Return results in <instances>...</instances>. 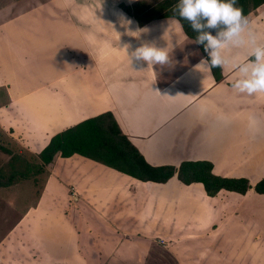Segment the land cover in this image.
Instances as JSON below:
<instances>
[{"label":"rangeland","instance_id":"obj_1","mask_svg":"<svg viewBox=\"0 0 264 264\" xmlns=\"http://www.w3.org/2000/svg\"><path fill=\"white\" fill-rule=\"evenodd\" d=\"M157 1L159 0H0V144L33 158L48 139L47 134L46 138L44 137L45 132L51 135L58 129L88 118L87 114L93 116L92 110L89 111V109L94 108V101H102L104 107H113L108 110L117 112L122 124L124 120L133 124L137 122L146 123V128L153 130L151 136L148 135L150 136L149 142L138 144V139L134 141L152 164L166 161L165 158L168 152H166L164 159L157 160L155 150L157 148L164 149L162 146H169V141L174 136L183 137L188 135L189 131H197L201 133H192V139L198 140L203 137L204 144L210 143L215 138L214 129L210 128L215 122V117L225 125L228 123V128H226L224 134L228 135L227 132L230 131L236 132L233 136L234 139L230 142L229 137H225L228 144H233L234 150H237V148L240 150L245 149V151H236L241 157L244 156L246 159L252 157L253 146L249 143L253 138V133L250 124L251 122H264V93L249 95L227 86H232L233 82L240 78L237 65L242 66L255 59L254 56L250 55L252 47L248 43V32L251 31L257 36L256 45L264 46V7H260L247 17L249 23L245 25L244 42L238 46L233 42H229L228 47L222 50L221 54L225 58V65L222 68V80L225 83L223 84L224 90L234 93L241 109L235 114L232 110H229L228 113L229 108H224L222 110L225 112L224 114H217L212 109V104H210L212 112L209 113L206 103L203 107L198 103H170L168 107H158L153 100L143 97L140 83L132 82L141 75L146 74L142 70V65H139V62L135 60L132 61L129 56L127 59L130 62L117 55L114 57L113 51L111 52L109 48L101 46L100 43L105 42L115 43L118 46L122 39L119 34H127L128 38L136 34L133 32L136 30L135 27L133 28V15L126 12L122 5H128L136 19L137 14H140L146 5L155 4ZM118 11H123L126 16L123 12L119 14ZM49 13L53 16V19L48 16ZM126 19H128L127 22ZM26 27H32V30L29 31L31 33L21 37L19 32ZM56 28H58V35L55 33ZM46 29L52 31V34L48 36L50 38L48 41L44 39L43 34ZM105 29H110L111 34L107 32L109 30L105 31ZM67 32H69L68 38H72L67 39V42L74 45L75 54L71 50V52H68L69 48L65 45H57L59 42L55 38L58 36L66 39ZM83 36L86 38V45L89 48H95L102 53H97L96 50L93 52L92 50L90 55L88 50L90 60H92L89 65L90 68H88H95L97 73L91 72L89 76H86L88 77L86 79H90L89 82L74 83L76 84L75 89L78 91V95H82L79 98L80 101H83L85 96L84 89L87 91L86 93L94 91L97 97L86 98L85 102L87 104L81 106L79 114L75 111L76 115H73L72 110L75 109L73 106L75 99H72L69 91L72 85V92H76L73 88V74L79 71L87 74V69L75 68L72 71L68 70L71 67L69 61L72 60L69 57L73 54L75 55L73 61H77V51L81 52L80 45L84 43ZM187 41L195 43L189 38H187ZM234 45L241 49V57L238 56L235 59L230 55L237 56L238 49H235ZM63 51H65L64 55L61 54ZM109 51L111 52L110 58H104V54L108 55ZM197 52L196 55L201 56L203 54L199 49ZM94 53L99 54L96 55L101 58H95ZM33 54L36 56H31ZM196 55L193 56V63L197 60ZM83 57L80 55L81 59ZM188 60H192V57ZM202 73H204L203 76H206L208 82L207 89H203L204 94L206 93V100L211 102L216 98H220L219 96L223 95V89L217 93V89L212 87L214 81L210 69L206 68L202 70ZM197 79V76L187 77V82L195 87L205 85L198 84ZM82 83H90L89 90H87L85 84L81 85ZM124 83H126L127 88L132 85L137 86V88L134 91L127 90V93L124 90ZM187 87H190L191 93L199 90L198 88L194 91L190 85H187ZM226 100H229L228 97ZM200 102L204 103L203 101ZM134 103L136 104L135 108L133 107ZM230 104L236 106L237 102H230ZM95 108L103 107L95 106ZM61 112L65 113L61 114ZM202 117H206L205 123L208 124V130L198 128L199 125L205 124ZM232 123L235 125L233 128L230 127ZM243 123H245V126H243ZM189 126L192 129H189ZM43 129L45 132L39 131ZM201 134L203 136L199 137ZM188 139L189 136H187ZM40 143L41 146H38ZM228 144H225V146L230 150ZM178 149H180L177 150L179 153L182 147L178 146ZM8 157L9 155L0 148V161H6ZM185 157H187L185 153L179 155V158H183L182 160L189 159ZM67 159L55 158L54 164L47 167L49 170L47 172L50 174L49 179L45 180L46 174L44 173L38 176L36 180L34 178L28 179L19 181L9 187L0 188V239L16 229V224H19L23 213L27 212L32 203L38 205L36 211L33 210L30 215L28 213L31 219L28 218L33 221V227L29 229V220H25V224L14 231L11 238L12 244L8 250L12 254L15 252L20 253L23 250L28 257L26 264L35 261L38 263L42 261L43 264L56 263L54 258L47 262L44 246H40L41 243L37 246L36 244L39 243L40 239H51L55 234L53 219L51 220L50 217L58 216L62 210V212H69L73 219L75 211H79V207H81L80 203L73 197L71 202L66 195L63 196L62 201L58 202L54 199L57 192L62 188L61 182L63 186L68 187L71 196L76 189L79 194L97 192L105 183L120 187L114 179L115 170L101 165L108 172L104 175V178L97 179V183L100 182L98 186H93L91 175L78 171L79 169L75 170L77 168L75 165L78 162L77 159H81V161H84L82 168L86 167L87 173H91L92 170H96L94 166L101 167L100 164L81 156L71 158V161ZM118 175L122 177V182L127 180L132 183L131 187L128 188L129 190L138 191L137 188L140 189L143 185H155L150 182H141L126 175ZM51 176L57 177L58 181L51 178ZM42 186L46 188L45 192V188L40 189ZM157 186L163 187L156 184ZM194 187L200 189L197 192L198 194L206 197L201 184L198 183ZM162 189L159 190V195L155 194V201L160 213L159 219L141 220L138 224L132 225L127 234L124 232V224L126 218L129 217L130 209L126 208V203L123 202V194L120 188L115 192L114 197V199L117 198L116 212L121 215L119 218L111 220L107 216L96 215L94 218L91 216L89 226H86V220L76 221V224H82L80 227L82 230H88L91 233L92 239L88 245L90 249L91 245L95 249L92 255L93 258H85V264H197V260L201 261L202 264H264V251L255 249L253 250L254 253L250 255H243L240 252L242 251L240 249L241 242L233 236L235 231L233 235L231 233L233 225L224 227L225 235L218 237V240H215V236L212 238H197L190 235L196 231L199 232V228L196 222L189 220V215H187L188 203L183 204L181 199L172 201L173 197L177 196L174 191L169 190L168 193H164ZM95 194L96 202L103 198V193ZM224 195H229L232 198V195L235 194L227 192ZM254 200H257L255 201V207L250 208ZM132 201L133 204L137 203L134 198ZM173 206L175 211L167 216L169 214L167 213L168 209L171 210ZM148 207L150 208V203H148ZM229 212L230 209L226 206L219 219L222 220L227 216V221H231L230 214L227 215ZM248 212L255 213V220L262 223V215L264 214L263 195L255 194L252 200L239 206L237 215L240 218L234 216L233 220L242 219ZM163 214L166 216H163ZM214 217V222H218V217L216 215ZM41 223H46L44 229V224ZM211 224L210 222L208 225ZM236 227L238 225H235ZM108 228H112L115 232L113 242L110 243L109 241L107 246L101 239L105 233H110L107 230ZM205 228L200 226V230ZM261 238L264 239V237ZM53 243L51 240L47 242L46 248L55 250ZM6 244L5 240H1L0 250H5L8 247ZM85 248L89 250L86 244ZM109 250H113V257H110L113 258L112 261H109L108 257L104 258L102 256L107 254ZM194 259L196 261L193 263ZM94 260L97 263L93 262ZM1 261L2 264H6L4 259H1ZM15 264L24 263L22 259L17 258Z\"/></svg>","mask_w":264,"mask_h":264},{"label":"crops","instance_id":"obj_2","mask_svg":"<svg viewBox=\"0 0 264 264\" xmlns=\"http://www.w3.org/2000/svg\"><path fill=\"white\" fill-rule=\"evenodd\" d=\"M261 7H264V6H261ZM258 9H260V7ZM258 9H256V10H258ZM255 11H253V12H255ZM122 12L123 11H118L119 14H122ZM123 14H125V16H126V13L123 12ZM250 15H251V13L247 17H249ZM48 16L53 19V16H51L50 13ZM128 17H131V16H128ZM132 18L134 19L133 28L135 27V29H136L133 31L134 34L136 33L135 35H131V37L128 38L127 34L126 35L125 34H119V37L122 38L123 40L121 39V43L118 46L115 43L112 44L109 42L100 43V44L103 47L109 48V50L111 52L113 51L114 57H115V55H117L118 57L126 59L127 62H130L127 59L128 54L130 55L131 52L135 50V48L139 47L143 43L154 41L158 47H161V48L168 47V51L170 53L169 54L170 59H169V62L167 64H164V65L157 64V65H153V66L148 67L147 62L139 61V65H142V70L146 74L141 75L138 79H136L132 82L140 83V88L143 92L144 98H146V99L150 98L151 100H153L155 105H157L158 107H163V108L168 107V105L170 103H172V104L173 103H180V104H182V103H184V104L198 103L202 107L206 103V105L208 106L207 110L209 113L212 112L210 110L211 109L210 104H212V109L215 110L217 112V114L218 113L224 114L225 112L222 111L224 108H229L228 113L230 112L229 110H232L233 112H235V114H236V112H238L241 109V107L239 106L240 103L236 100L234 93L224 90V88H225L223 85V84H225L224 81L222 80L220 82H217L214 75H213L212 69H210L207 65L199 66L201 63V60L208 61V59H206V57L203 54L202 55L204 58L202 57V55L201 56L196 55L198 53L197 51H198L199 47L197 46L196 43H192V42L187 41V38H189V37L184 32L180 22L176 18H164V19L154 20V21H151V22H149L145 25H142V26L138 23V21H136L137 19H135L134 16ZM127 20L128 19H126V22H127ZM31 30H32V27H26L23 29V31H21L19 33L22 37L27 33H31V32H29ZM55 30H56L55 33L58 35V28H56ZM107 30H109V31H107ZM138 30H145V31L137 33ZM105 31L110 32L109 34H111V32H112L110 29H105ZM69 32L66 33V39H63V38L58 37V36L55 39L59 42V44H57V45L60 46L61 44H63V46L65 45V47L69 48L68 52L72 51V52H74L73 54H75L76 49H75L74 45L70 42H67V39H72V38H68ZM43 34H44V39H47V41H48V39H50L48 36L50 34H52V31H49L48 29H46L45 31H43ZM112 34H114V33H112ZM132 38H134V39H132ZM189 39H191V38H189ZM192 41H194V40H192ZM83 42L84 43L82 45H80L81 52L77 51V56H76L77 61H73L75 55H73L72 53H71L72 55L69 57V59H72V60L69 61V65L71 67L69 66L70 68L68 70L72 71L75 68L87 69V74L86 73L83 74V73H81V71L73 74L72 81H73V86H74L73 88L74 89H75V85H76L74 83L89 82L90 79H86V78H88L86 76H89L91 72L97 73V70L95 72V68L89 69L90 68L89 65L92 62V60H90L91 51L93 50V52H94L96 49L95 48H89L88 45H86V38L84 36H83ZM249 45H251V47H253L252 44H249ZM234 48L238 49V47H236L235 45H234ZM88 50L90 52V55H89ZM240 50L241 49H238L237 56H234L233 54H230V55L233 56L234 59L237 58L238 56L241 57ZM96 51H97V53H102L99 50H96ZM110 51L108 52L109 53L108 55H106V53L105 54L103 53L105 55L104 58H106V57L110 58V56H111ZM97 53H94L95 54L94 57L95 58H101L100 56H97V55H99ZM61 54L64 55L65 51H63ZM68 55H70V54H68ZM80 55L84 56L83 59L80 58ZM194 55H196V57H197L196 58L197 63L196 62L193 63V59H194L193 56ZM31 56H36V55L33 54ZM39 57H41V56H39ZM191 57H192V60H188V58H191ZM72 67H73V69H72ZM206 68H209L211 71V74H212V78L214 81V83H212L213 84L212 87H215L217 89V93L219 92V90L223 89V95L219 96L220 98H216V99L212 100L211 102L206 100V98H205L206 93L204 94V92H203V89H207V87H208L207 78H206V76H203L204 73H202V70H205ZM118 76H119V74L117 75V78H118ZM191 76H197V78H198L196 80L197 83L198 84H205V85L201 86V87H195V86L189 84L187 82V77H191ZM83 84H85L87 86V90H89L88 88L90 86V83H82L81 85H83ZM187 85L192 86L194 91L199 88L198 92L191 93V89H190V87H187ZM209 85H211V84H209ZM227 87L232 88V86H230V85H228ZM136 88H137V86H135V85H132V86L127 88L126 83H124V90L127 93H128V91H134ZM7 91H9V90H7ZM69 91L71 92L72 99L73 100L75 99L73 106L75 107V109L77 108V110H75V109L72 110L73 115H76L75 111L79 114L81 111V109H80L81 106H84L85 104H87V102H85L86 98L89 99L92 96L97 97V95L94 91H90V93L89 92L86 93L87 91L84 89V92H85L84 93L85 96L83 98V101L85 102L84 103L83 101L79 100L80 96H82V95L81 94L78 95L77 94L78 91H76V89H75L76 92H74V91L72 92V85H71ZM128 96H129V94H128ZM199 97H201V98L199 99ZM227 97L229 100H226ZM195 98H197V99H195ZM200 101H203L204 103H202ZM235 101L237 102V105L232 106L230 104V102L233 103ZM252 101L254 102V100H252ZM94 102H95V106H100L103 108H99L100 109L99 110V109H96L94 106L93 109H89V111L92 110L93 116H96V115L101 114L103 112L111 111L108 109L113 108L111 106L104 107L103 106L104 102H102V101H94ZM135 105L136 104L134 103L133 104L134 108L136 107ZM111 112H113V114H114L115 118L117 119L119 125L129 135V137L133 140V142L137 139L139 141L138 144H145V143L150 141V136H151L153 130L147 129L146 123H138L137 122V123L133 124V123H127V120H124V122L122 124V122L119 118V114H117V112H114V111H111ZM64 113L65 112H61V114H64ZM263 114H264V112H263ZM87 116H88V118H89V116L92 117V115H89V114H87ZM219 116H221V115H219ZM246 117L248 118L247 115H246ZM205 118L206 117H202L204 123H205ZM216 118L217 117H215V122L212 124V127H210L212 129H214V132H215V134H214L215 138L210 143L204 144L203 143V141H204L203 137L198 139V140L192 139L191 138L192 133H195V134L201 133V132H197V131H195V132L189 131V134L186 136H183V137L182 136H174V138L170 139L169 146H162L164 149L157 148L155 150L156 155H157L156 159L161 160L167 156L165 158L166 161L164 163H157V164H153V165L173 164V165L179 166L181 164V162L186 161V160H182L183 158H179V155H181L182 153L183 154L185 153V155L187 156L185 158H189L187 160H210L214 163L213 171L217 175L228 176V177H237V178L238 177L248 178L250 180V184L252 187L247 191L246 194H239V193L231 192L228 190H221L216 196H209L205 190L203 183L195 182L192 184H184L183 182H181L178 179L177 175L172 177L166 183H156V182L147 181V182H150L151 184H155V185H148V186L143 185L142 188H140V189L137 188L138 191L129 190L128 188L131 187L132 183L130 181H127V180L122 182V180H121L122 177H120L118 174H121L122 176L126 175L128 177L133 178V179H136V178L129 176L127 174L121 173V172L116 171V170L114 171V172H116V173H114L115 174L114 179L116 180V183H118L120 185V187H114L111 184L105 183L103 185V187L99 188V190L97 192L93 191V193H90V194H82V193L79 194L78 190L76 189L75 190L76 193L75 194L72 193V196H71V193L69 192L68 187L63 186L62 182H61L62 188L57 192L56 196L54 195L55 197L53 196L54 199L59 202V201H62L63 196L66 195L70 199V202H71V199L73 197L74 199H76L78 201V203H80L81 207H79V211L78 210L75 211V217L73 219L71 218L69 212H62V210L59 212L58 216H56L54 218L50 217L51 220L53 219L55 234L52 236L51 239H48V238H45V240L40 239L39 243L36 244V246H37L41 243L40 246H42V245L44 246V248L46 250V252H44L45 256L47 258L46 261L50 262V260L52 258H54L55 262H56L55 264H85L86 263L85 258H93L92 255L95 252L94 246L91 245L92 247L90 249L89 245H88V243H90V240L92 239V235H91V233H89L88 230L87 231L82 230L80 228L82 226V224H76V221L86 220V226H89V220L91 219V216L93 218L96 215L101 216V217L107 216L111 220L112 219L115 220V219L119 218L121 215L116 212V207L118 206L117 198L114 199L115 192L119 188L123 194L122 198H123V202L126 203V208L130 209L129 217L126 218V222L124 224L125 234H127L130 231L132 225L138 224L139 221H141V220L144 221V220H149V219L150 220L151 219H159L160 213L158 211L157 203L155 201V194L159 195V190L162 188H165V189H162L164 191V193H168L169 190H173L174 194L177 195L176 197H173L172 201L181 199L183 204L186 202L188 203L187 205L189 207L187 208V215H189V220L191 222H196L198 224V228H199L198 229L199 232L196 231L195 233L190 234V235L197 237V238H205V237L212 238L215 236V240H218L221 235H223V236L225 235V228L224 227L229 226V225H231V226L233 225L231 233L233 235V232L235 231V234L233 236H235L241 242L240 243L241 244L240 249H242V251H240V252L243 255L253 254L254 253L253 250H255V249H257L259 251H264V239L261 238V237H264V235H263L264 234L263 233V231H264V214L262 215V219H263L262 223L255 220L256 215H255V213H252V212H248L246 214V216H244L240 220H238V219L233 220L234 216H236V218H240V216L237 215V208L239 206H241V205L245 204L246 202L252 200L253 196L255 194H260V193H257L255 191V185L261 178L264 177V122H262V123L251 122V124H250V126H251L250 128H251L252 133H253L252 134L253 138L249 143L250 145L253 146L252 151H251L252 157H249V159H246L244 156L241 157V155L236 152L237 150L245 151V149L240 150L239 148H237V150L236 149L234 150L233 149L234 147H232L233 144H228V140H227V138H225V137H229V142H230L231 140L234 139L233 136L236 132L230 131V132H227L228 135L224 134L226 128H228V123H226V125H225V123L219 122V120H217ZM69 119H70V117H69ZM83 120H85V119H83ZM83 120L81 119L79 121H76L73 124H70V125H67L61 129H58L55 133H52L51 135H49V133H46L44 129L39 130V131L45 132V136H44L45 138H46V134L48 136V139H47L45 145L42 146V148L48 144L50 138L54 134H56L57 132L65 129L69 126L77 124ZM245 123H243V126H245ZM234 126L235 125L232 123V125L230 127L233 128ZM198 128L201 130H208L209 129L208 124H206V123L199 125ZM189 129H192V127L189 126ZM186 131H187V129H186ZM202 134L199 137L203 136ZM148 135H150V136H148ZM146 136H148V137H146ZM187 136H189L188 140H187ZM211 136H212V134H211ZM225 144H228L230 146V150L226 148ZM38 146H41V143L38 144ZM178 146H180V148L182 147V150L179 153L177 152V150H180V149H178ZM42 148H41V150H42ZM231 149H233V150H231ZM261 149H263V150L261 151ZM185 150H187V152H185ZM166 152H168L167 155H166ZM38 153H36V154H38ZM77 156H80V155H74L72 157H69L67 160L71 161V158H74ZM81 157H83V156H81ZM145 157L147 158L146 155H145ZM240 157H241V159H240ZM83 158H86V157H83ZM86 159H89V158H86ZM77 160H78V162L75 165V166H77V168L75 170L79 169L78 171H83L87 175H91V180L93 181L92 185L98 186L100 182L97 183V179H99L101 177L104 178V175L108 172L107 169H105L104 167H107V166H104V165L99 163L100 166L102 165L104 167L101 166L102 167L101 168L99 166H94L96 168V170H92L91 173H89V172L87 173L86 167L82 168L84 161H81V159H77ZM55 161L56 160H54V162ZM54 162L51 165H53ZM107 168H109V167H107ZM47 171H49V170L46 169L45 180L49 179V175H50V174H48ZM93 174H95V175L92 176ZM51 178H54L55 180H57V177L51 176ZM136 180H138V179H136ZM139 181H141V180H139ZM141 182H144V181H141ZM198 183L203 186L206 197H202L200 194L197 193L200 189H198L194 186L197 185ZM156 184L161 185L163 187H159V186L156 187ZM46 185H47V183L45 184V186ZM89 185H90V182H89ZM43 186L40 188L41 190H43L45 188V187L43 188ZM45 190H46V188L44 189V192H45ZM227 192L231 193V194H235V195H232V198H230L229 195H224V194H227ZM95 193H98V194L103 193V195H102L103 198L97 200V202H96V194ZM187 193H189V194H187ZM79 195H80V197H78ZM92 195H94V196H92ZM260 195H263V194H260ZM133 198L137 201V203L133 204V201H132ZM114 201H115V203H114ZM255 201H257V200H254L252 202L250 208L255 207ZM148 203H150V208L148 207ZM31 205L32 206H30V208L27 210V212H25V214L23 213L22 218H20L22 220H20L19 224L18 223L16 224V229L19 228L22 224H25V222L27 220H29V229H31L33 227V221L30 220L31 218L29 217V215H30V212H33V210L36 211L38 205L35 203H32ZM225 205L227 206L228 209H230V212L227 215L230 214L231 221H227V216H225L222 220L219 219L223 213V210L226 208ZM136 210H137V213H136ZM174 211H175L174 206L171 208V210L168 209L167 213H169V214H167V216H170V213L172 214ZM28 213H29V215H28ZM40 215H41V212H40ZM215 215L218 217V220H217L218 222H214V220H215L214 216ZM163 216H166V215L163 214ZM40 220H41V218H40ZM105 221L107 222V220H105ZM36 222H38V221L36 220ZM46 222H48V221H46ZM210 222L212 224L209 226L208 224ZM39 223H40V221H39ZM41 224H44V227H43V229H44L46 227V223H41ZM78 225H80V226H78ZM235 225H238V227L235 228ZM200 226L206 227V228L203 230H200ZM239 226H241V228H239ZM259 227H261V228H259ZM112 228H114V227H112ZM112 228H108L107 230H109L110 233H105L101 239L102 242H105L107 246H108L109 241L111 243L114 240V232L115 231ZM14 231L10 234L7 233L8 237L6 236V237H2L0 239V241L5 240V242L7 243L6 246L8 245V247H6L5 250H3V249L0 250V264H2L1 259H4L6 264H15V260L17 258L22 259L24 264H26L28 262L27 261L28 257L26 256V254L23 250L20 253L15 252L13 254L8 252L9 247L12 244L11 238H12ZM50 240L52 242H54L53 244H54L55 250H48V248H46V243L50 242ZM241 240H243L244 242ZM202 243H204V242H202ZM85 244L89 248V250H86ZM240 252H238V254H240ZM102 256L104 258L108 257V260L112 261L113 258L111 259L110 257H113V250H109V252L107 254L102 255ZM94 258H97V257H94ZM195 261H196V259L193 260V263ZM93 262H96V261L94 260ZM196 262H197V264H202V262L199 260H197ZM31 264H43V262L41 261L38 263L37 261H35L34 263H31Z\"/></svg>","mask_w":264,"mask_h":264},{"label":"trees","instance_id":"obj_3","mask_svg":"<svg viewBox=\"0 0 264 264\" xmlns=\"http://www.w3.org/2000/svg\"><path fill=\"white\" fill-rule=\"evenodd\" d=\"M178 0H159L155 4L146 5L137 14L136 19L142 26L151 21L176 18L184 32L196 43L197 33L187 21L174 15L173 6ZM123 9L134 16L128 5ZM247 17L261 6L264 0H238ZM223 26H221L222 28ZM216 35L217 29L211 30ZM197 44V43H196ZM204 56L210 61L203 44H197ZM217 82L222 81V69L211 68ZM0 148L9 155L6 161H0V188L9 187L19 181L37 179L46 172L56 157L69 158L80 155L113 170L132 176L138 180L166 183L177 175L184 184L203 183L209 196H216L221 190L246 194L252 187L245 177H224L214 173V163L210 160H186L179 166L173 164L153 165L129 135L121 128L113 112L107 111L89 117L77 124L69 126L54 134L48 144L33 156L13 151L0 144ZM255 191L264 195V177L255 185Z\"/></svg>","mask_w":264,"mask_h":264},{"label":"clouds","instance_id":"obj_4","mask_svg":"<svg viewBox=\"0 0 264 264\" xmlns=\"http://www.w3.org/2000/svg\"><path fill=\"white\" fill-rule=\"evenodd\" d=\"M238 0H178L173 6L174 15H178L183 21H187L194 32L197 44H203L210 61L201 60V65L211 68H223L225 58L222 50L228 47L229 42L240 45L244 42L243 33L248 18L242 8L238 7ZM221 26H223L221 28ZM217 29L216 35L212 34ZM145 30H138L137 33ZM257 36L248 32V43L252 44L250 55L255 59L248 63L237 65L240 78L236 79L232 87L241 93L249 95L264 93V46L256 45ZM168 47H158L153 42H146L135 48L128 56L137 62H147L148 67L164 65L169 62Z\"/></svg>","mask_w":264,"mask_h":264},{"label":"built area","instance_id":"obj_5","mask_svg":"<svg viewBox=\"0 0 264 264\" xmlns=\"http://www.w3.org/2000/svg\"><path fill=\"white\" fill-rule=\"evenodd\" d=\"M73 194H75V191H73Z\"/></svg>","mask_w":264,"mask_h":264}]
</instances>
